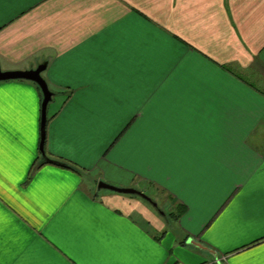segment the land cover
<instances>
[{
    "label": "crops",
    "instance_id": "0c3cea01",
    "mask_svg": "<svg viewBox=\"0 0 264 264\" xmlns=\"http://www.w3.org/2000/svg\"><path fill=\"white\" fill-rule=\"evenodd\" d=\"M42 63L69 168L0 82V264H264V0H0V70Z\"/></svg>",
    "mask_w": 264,
    "mask_h": 264
},
{
    "label": "water",
    "instance_id": "95a60500",
    "mask_svg": "<svg viewBox=\"0 0 264 264\" xmlns=\"http://www.w3.org/2000/svg\"><path fill=\"white\" fill-rule=\"evenodd\" d=\"M45 68H46V63H42L38 65L35 69H30L26 71H1L0 70V82L9 81V80H25V81H30L34 83L39 88L41 95H42L41 108H40L39 153L41 155V158L45 162L52 163L53 160L49 159L45 155V152H44V143H45V137H46V120H47L46 109L53 95L52 92L49 90L46 81L42 77V72L45 70ZM96 187H97V190H105V191L116 193V194L139 197L140 199L147 202L158 213V215L162 217L165 216L164 211L159 208L158 204L155 201H153V199H151L146 194L134 188H119V187L107 184L103 181H99ZM191 244L195 245L196 247H200V245L198 243H195L194 241H191Z\"/></svg>",
    "mask_w": 264,
    "mask_h": 264
},
{
    "label": "rangeland",
    "instance_id": "374dc122",
    "mask_svg": "<svg viewBox=\"0 0 264 264\" xmlns=\"http://www.w3.org/2000/svg\"><path fill=\"white\" fill-rule=\"evenodd\" d=\"M108 184V183H107ZM111 185V184H110ZM113 186H115V185H113ZM116 187H118V186H116ZM119 188H127V187H119ZM134 189H136V188H134ZM136 190H138V189H136ZM138 191H140V190H138ZM102 193L104 192H107V193H112V192H108V191H105V190H102L101 191ZM143 192H145L146 193V191H143ZM142 192V193H143ZM144 193V194H145ZM147 194V193H146ZM147 196H149L151 199H153V201H155L157 204H158V206H159V208L161 209V210H163L164 211V213H165V217L166 218H164L165 220L167 219V216L169 215L168 213H167V208H166V205L164 204V202L165 201H162V199L161 198H157V196H152V195H147ZM138 199H139V201H141L142 203H144L147 207H148V209L150 210V211H152L154 214L156 213V214H158L147 202H145L144 200H142V199H140L139 197H137ZM173 212H177V211H175V209L173 210ZM160 216V215H159ZM162 217V216H161ZM169 219V218H168Z\"/></svg>",
    "mask_w": 264,
    "mask_h": 264
},
{
    "label": "trees",
    "instance_id": "16d2710c",
    "mask_svg": "<svg viewBox=\"0 0 264 264\" xmlns=\"http://www.w3.org/2000/svg\"><path fill=\"white\" fill-rule=\"evenodd\" d=\"M45 163H47V162H45L44 160H43V164H45ZM53 164H56V165H58V166H61V167H66V168H69V166H67L66 164H64V163H61V162H55V161H53L52 162ZM175 211H177V212H172V213H170L168 216H169V218H172V219H174V220H177L179 217H180V215L182 214V210L181 209H175ZM168 216H167V218H168ZM164 218H166L165 216H164Z\"/></svg>",
    "mask_w": 264,
    "mask_h": 264
}]
</instances>
